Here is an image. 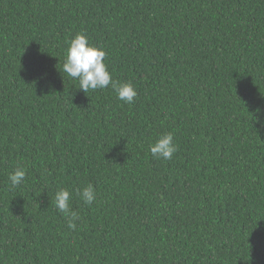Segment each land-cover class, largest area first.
Instances as JSON below:
<instances>
[{
    "label": "trees",
    "instance_id": "trees-1",
    "mask_svg": "<svg viewBox=\"0 0 264 264\" xmlns=\"http://www.w3.org/2000/svg\"><path fill=\"white\" fill-rule=\"evenodd\" d=\"M79 33L133 103L63 72ZM0 264H264V0H0Z\"/></svg>",
    "mask_w": 264,
    "mask_h": 264
},
{
    "label": "clouds",
    "instance_id": "clouds-1",
    "mask_svg": "<svg viewBox=\"0 0 264 264\" xmlns=\"http://www.w3.org/2000/svg\"><path fill=\"white\" fill-rule=\"evenodd\" d=\"M106 53L89 43L86 35L79 33L69 41V47L65 54L63 72L70 78L78 80L79 90L84 93L90 90H103L111 86L117 99L126 104H131L137 96L136 89L130 83H121L112 78L104 63ZM149 151L154 159L171 160L177 147L173 142L172 133L161 135L155 143L150 145ZM26 170L17 167L9 174L8 180L13 188L20 186L25 179ZM76 195L85 205H92L96 199V190L92 184H88ZM72 193L66 188H60L54 196L53 203L58 212L68 220V228L75 229L79 214L71 207Z\"/></svg>",
    "mask_w": 264,
    "mask_h": 264
}]
</instances>
